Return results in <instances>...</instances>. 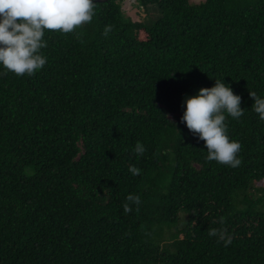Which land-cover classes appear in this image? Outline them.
<instances>
[{
    "label": "trees",
    "instance_id": "obj_1",
    "mask_svg": "<svg viewBox=\"0 0 264 264\" xmlns=\"http://www.w3.org/2000/svg\"><path fill=\"white\" fill-rule=\"evenodd\" d=\"M124 2L0 75V264H264V0H136L143 20ZM216 79L245 109L225 121L234 168L180 122Z\"/></svg>",
    "mask_w": 264,
    "mask_h": 264
},
{
    "label": "clouds",
    "instance_id": "obj_2",
    "mask_svg": "<svg viewBox=\"0 0 264 264\" xmlns=\"http://www.w3.org/2000/svg\"><path fill=\"white\" fill-rule=\"evenodd\" d=\"M94 14V0H0V69L4 70L0 75L11 72L18 77L31 76L40 71L47 62L42 51L48 44L45 32L72 33L90 23ZM111 28L106 25L103 35L107 36ZM249 96L254 101L251 109L264 121V96L256 92H249ZM241 99L224 79H216L214 86L182 98L180 122L204 142L206 160L233 168L240 165L238 154L242 145L229 137L225 121L229 116L239 119L244 114ZM134 152L142 155L144 145L137 141ZM129 172L136 176L141 169L130 165ZM126 199L135 205L141 203L139 195L129 194ZM123 208L125 212L131 211L129 203ZM215 231L211 230L210 235Z\"/></svg>",
    "mask_w": 264,
    "mask_h": 264
},
{
    "label": "rangeland",
    "instance_id": "obj_3",
    "mask_svg": "<svg viewBox=\"0 0 264 264\" xmlns=\"http://www.w3.org/2000/svg\"><path fill=\"white\" fill-rule=\"evenodd\" d=\"M191 2L193 3H201L205 0H190ZM124 4V11L129 14V15H132V17L135 18V20H143V16L141 15V13H137V9H135L137 6H136V0H125V2L123 3ZM157 7H152V10H155ZM159 16L158 13L154 12L153 11V14H152V17L154 18H157Z\"/></svg>",
    "mask_w": 264,
    "mask_h": 264
}]
</instances>
